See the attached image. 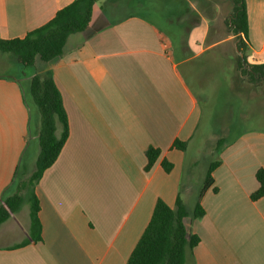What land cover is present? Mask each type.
Masks as SVG:
<instances>
[{
	"label": "crops",
	"instance_id": "obj_1",
	"mask_svg": "<svg viewBox=\"0 0 264 264\" xmlns=\"http://www.w3.org/2000/svg\"><path fill=\"white\" fill-rule=\"evenodd\" d=\"M73 1L0 0V39L25 37ZM245 2L247 62L264 64V0ZM222 3L101 0L88 28L70 36L65 54L41 71L28 76L0 55V70L3 58L28 87L50 71L69 124L59 158L35 190L41 242L21 246L30 210L16 212L0 226V264H128L159 199L175 208L180 192L187 206L198 188L196 207L210 163L198 185L200 160L187 158L204 114L195 89L204 91L217 69L235 90L239 70L241 36L228 26L232 0L224 21ZM250 86L246 100L258 96ZM27 92L21 78L0 73V201L34 172L29 165L40 152V117ZM176 141L188 144L185 153L173 148ZM150 147L161 155L146 172ZM218 155L214 183L200 200L205 216L185 219L200 238L187 264H264V197L251 199L264 169V135L239 134Z\"/></svg>",
	"mask_w": 264,
	"mask_h": 264
},
{
	"label": "trees",
	"instance_id": "obj_2",
	"mask_svg": "<svg viewBox=\"0 0 264 264\" xmlns=\"http://www.w3.org/2000/svg\"><path fill=\"white\" fill-rule=\"evenodd\" d=\"M100 1L74 0L58 11L51 21L29 32L25 37L0 39V53L12 55L21 68L34 67L38 59L50 63L62 57L66 52L69 37L82 33L88 28L93 18L94 8ZM228 26L231 34L241 36L238 43L240 55L237 61L242 74L248 76L253 82L264 83V64L249 65L247 62L246 41L249 24L245 0H232ZM245 65L246 69H244ZM28 92L27 97L31 99L40 117V152L36 168L28 178L18 183L15 193L3 196L0 201V226L20 211L26 202L30 204V234L21 246L41 242L40 204L35 193L36 186L43 173L56 163L69 137L68 117L53 74L48 71L34 75L29 80ZM217 144V151L220 152L226 144L225 139L220 138ZM173 148L185 153L188 144L176 141ZM160 155L161 151L153 147L146 151V172L152 169ZM220 164V159L210 163L199 201L193 212L187 210L180 192L175 208H171L162 199L157 201L151 220L133 250L128 264H187L189 258L193 257V251L200 243V238L187 230L185 219H201L205 216L206 212L200 200L213 185L212 173ZM163 168L169 173L173 165L164 161ZM256 179L259 188L251 195L253 201L264 197L263 168L257 171ZM214 191L218 190L215 188Z\"/></svg>",
	"mask_w": 264,
	"mask_h": 264
},
{
	"label": "rangeland",
	"instance_id": "obj_3",
	"mask_svg": "<svg viewBox=\"0 0 264 264\" xmlns=\"http://www.w3.org/2000/svg\"><path fill=\"white\" fill-rule=\"evenodd\" d=\"M230 6L229 0H223V3L220 5L222 12L220 21H224V18L230 12ZM224 27L225 32L228 33L226 26ZM0 55L3 58L11 57V61L12 59L16 60V58L9 54ZM3 58V66L0 73L7 77L18 76V78H21L25 90L29 91V87L23 77H21V74H18V71L13 66L9 67ZM44 65L45 62L38 59L36 66L22 68V70L29 76L35 74L37 71H41L45 67ZM241 71L239 68L237 76H235V90H232L229 87L230 85L225 83L224 78L221 76V71L217 69H211L209 71V77L204 91H197L195 89L200 102L203 104L204 114L200 128L195 135L194 143L190 150H188L187 158L189 160L193 158L200 160V169L197 173L196 182L198 185L201 177H203L202 172L206 170L207 164L219 159L218 149L214 147L218 146L217 140L224 138L225 143H228L237 135L249 130H256L258 133L264 135V83H252L245 75H243L245 78L241 80L239 78V72ZM249 85H251L252 91L258 93L256 99L246 100L245 94L249 90ZM35 115L37 117L38 112H35ZM33 162L29 165V168H33L31 172L36 168V164ZM30 175L28 174L26 178ZM197 192L198 188H195L194 193L187 197L188 203L186 208L189 212H193L195 209V204L198 200ZM21 210H30V204L26 202Z\"/></svg>",
	"mask_w": 264,
	"mask_h": 264
}]
</instances>
